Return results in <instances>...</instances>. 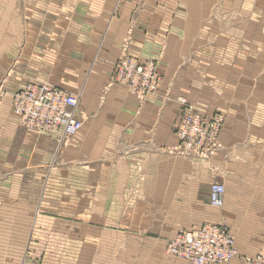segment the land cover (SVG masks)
Instances as JSON below:
<instances>
[{
    "label": "crops",
    "instance_id": "0c3cea01",
    "mask_svg": "<svg viewBox=\"0 0 264 264\" xmlns=\"http://www.w3.org/2000/svg\"><path fill=\"white\" fill-rule=\"evenodd\" d=\"M125 52L156 94L114 82ZM30 83L79 97L59 149L12 116ZM182 98L224 117L208 159L170 153ZM205 224L264 255V0H0V264H188L166 242Z\"/></svg>",
    "mask_w": 264,
    "mask_h": 264
},
{
    "label": "built area",
    "instance_id": "2783aa9c",
    "mask_svg": "<svg viewBox=\"0 0 264 264\" xmlns=\"http://www.w3.org/2000/svg\"><path fill=\"white\" fill-rule=\"evenodd\" d=\"M155 62H140L122 55L114 71V82L125 86L137 99L156 92L159 82ZM179 102L184 103L179 99ZM78 95L48 84L30 83L12 95V116L27 131L54 136L56 149L67 139L76 135L83 126L77 116ZM223 117H207L185 108L176 124L177 145L170 153L181 157L208 159L219 148L217 139ZM224 187L212 182L208 203L213 208L223 205ZM165 251L188 264H228L240 255L231 233L220 226L205 224L198 229L181 230L166 242ZM248 264H264L257 257Z\"/></svg>",
    "mask_w": 264,
    "mask_h": 264
},
{
    "label": "rangeland",
    "instance_id": "374dc122",
    "mask_svg": "<svg viewBox=\"0 0 264 264\" xmlns=\"http://www.w3.org/2000/svg\"><path fill=\"white\" fill-rule=\"evenodd\" d=\"M125 55H128L126 52L124 53ZM124 54H122V55H124ZM121 55V56H122ZM120 56V57H121ZM129 56V55H128ZM119 57V58H120ZM131 57V56H130ZM138 60V59H137ZM118 61V60H117ZM138 61H140V60H138ZM149 61H151V60H147V61H144V62H149ZM140 62H142V61H140ZM153 62H155V65H157V62L156 61H153ZM117 63V62H116ZM116 65V64H115ZM157 67H158V65H157ZM157 71H158V73H159V70L157 69ZM159 75V82H158V87H157V90H156V92L154 93V94H156L157 92H158V88H159V85H160V82H161V75H160V73L158 74ZM153 95V94H152ZM149 96V95H148ZM147 96V97H148ZM145 98H143V99H138V101H143ZM180 100H182L184 103H182L181 102V104L184 106V108H183V110L185 109V108H191L193 111H195L191 106H188V105H186V101L182 98V99H180ZM196 113H199V112H197V111H195ZM200 114V113H199ZM200 115H202V114H200ZM215 115H220V114H213V115H211V116H207V117H212V116H215ZM203 116H205V115H203ZM222 116V115H221ZM223 117V116H222ZM223 120H224V117H223ZM223 124H224V121H223ZM223 124H222V126H223ZM222 128V127H221ZM24 129V128H23ZM221 130V129H220ZM59 149V148H58ZM209 204V203H208ZM210 206V205H209ZM166 252V251H165ZM167 253V252H166ZM168 254V253H167ZM257 257H261L262 258V260L264 261V255L262 254V253H259V254H257L255 257H253V258H241V257H239V258H241L240 259V261L243 263V264H248L249 262H253Z\"/></svg>",
    "mask_w": 264,
    "mask_h": 264
}]
</instances>
